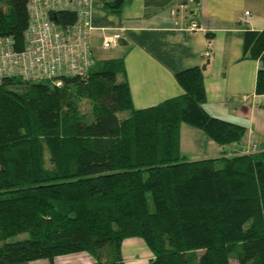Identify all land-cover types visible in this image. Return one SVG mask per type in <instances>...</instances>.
Segmentation results:
<instances>
[{
    "label": "trees",
    "instance_id": "1",
    "mask_svg": "<svg viewBox=\"0 0 264 264\" xmlns=\"http://www.w3.org/2000/svg\"><path fill=\"white\" fill-rule=\"evenodd\" d=\"M27 1L0 0V36L16 49ZM243 48L259 63L254 94L264 97V30L246 33ZM174 79L180 95L141 110L120 59L95 61L86 78L57 87L0 81V264L79 253L124 264L121 242L132 237L153 256L145 264H264V149L184 160L181 123L218 146L239 143L244 129L204 112L201 67Z\"/></svg>",
    "mask_w": 264,
    "mask_h": 264
},
{
    "label": "crops",
    "instance_id": "2",
    "mask_svg": "<svg viewBox=\"0 0 264 264\" xmlns=\"http://www.w3.org/2000/svg\"><path fill=\"white\" fill-rule=\"evenodd\" d=\"M117 2L118 7L107 6ZM244 12L249 14L245 23ZM90 23L92 54L93 47L101 48L103 38H110L111 53L102 60H121L134 110L180 95L174 74L204 65L202 109L210 117L242 127L244 136L237 144L218 146L181 123L179 154L184 160L235 156L247 138L264 149V97L254 94L259 63L247 58L243 48L246 33L264 30V0H198V6L193 0H90ZM120 251L124 264H145L153 257L134 237L122 240ZM52 264L92 260L79 253L55 257Z\"/></svg>",
    "mask_w": 264,
    "mask_h": 264
},
{
    "label": "built area",
    "instance_id": "3",
    "mask_svg": "<svg viewBox=\"0 0 264 264\" xmlns=\"http://www.w3.org/2000/svg\"><path fill=\"white\" fill-rule=\"evenodd\" d=\"M26 12L19 49L11 37L0 36V81L5 78L21 82L46 80L57 87L64 78H86L95 64L90 42L93 30L90 0H28ZM59 12L73 13V21L57 23L55 15ZM248 20L249 14L244 12L243 22ZM111 45L110 38L100 42L103 49ZM257 150L255 141L249 138L239 147L240 153Z\"/></svg>",
    "mask_w": 264,
    "mask_h": 264
},
{
    "label": "rangeland",
    "instance_id": "4",
    "mask_svg": "<svg viewBox=\"0 0 264 264\" xmlns=\"http://www.w3.org/2000/svg\"><path fill=\"white\" fill-rule=\"evenodd\" d=\"M110 46L108 48H106L105 50H101V48H95L93 47V58L96 62L104 59L105 57L103 56H108L107 54L111 53L110 49H112ZM78 108L80 109L81 112L87 111L88 110V105L84 102V101H80L78 103ZM128 114L127 112H122L119 114L120 117H126ZM45 158H47V155L45 154ZM25 235H20V237H24ZM230 264H236L235 260L230 259L229 260Z\"/></svg>",
    "mask_w": 264,
    "mask_h": 264
},
{
    "label": "water",
    "instance_id": "5",
    "mask_svg": "<svg viewBox=\"0 0 264 264\" xmlns=\"http://www.w3.org/2000/svg\"><path fill=\"white\" fill-rule=\"evenodd\" d=\"M193 3H194L195 6H198V0H193ZM188 14H189V15H190V14L194 15V12H192V11H188ZM53 19H54V18H53ZM203 68H204V65L201 66V69H203Z\"/></svg>",
    "mask_w": 264,
    "mask_h": 264
}]
</instances>
